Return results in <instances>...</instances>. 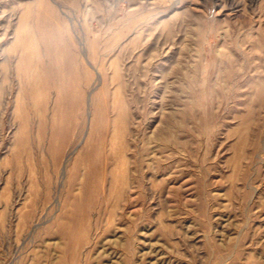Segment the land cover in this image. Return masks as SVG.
Here are the masks:
<instances>
[{
	"label": "rangeland",
	"instance_id": "obj_1",
	"mask_svg": "<svg viewBox=\"0 0 264 264\" xmlns=\"http://www.w3.org/2000/svg\"><path fill=\"white\" fill-rule=\"evenodd\" d=\"M0 264H264V0H0Z\"/></svg>",
	"mask_w": 264,
	"mask_h": 264
},
{
	"label": "bare ground",
	"instance_id": "obj_2",
	"mask_svg": "<svg viewBox=\"0 0 264 264\" xmlns=\"http://www.w3.org/2000/svg\"><path fill=\"white\" fill-rule=\"evenodd\" d=\"M233 1V0H232ZM239 15V14H238ZM242 16V15H241Z\"/></svg>",
	"mask_w": 264,
	"mask_h": 264
}]
</instances>
